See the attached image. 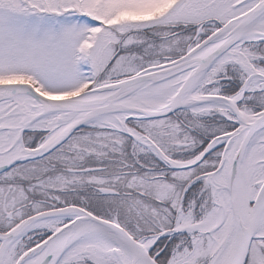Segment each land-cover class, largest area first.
I'll list each match as a JSON object with an SVG mask.
<instances>
[{"label": "snow or ice", "instance_id": "1", "mask_svg": "<svg viewBox=\"0 0 264 264\" xmlns=\"http://www.w3.org/2000/svg\"><path fill=\"white\" fill-rule=\"evenodd\" d=\"M0 264H264V0H0Z\"/></svg>", "mask_w": 264, "mask_h": 264}]
</instances>
